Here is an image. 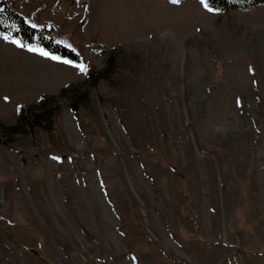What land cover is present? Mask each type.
Instances as JSON below:
<instances>
[{
  "label": "rangeland",
  "instance_id": "obj_1",
  "mask_svg": "<svg viewBox=\"0 0 264 264\" xmlns=\"http://www.w3.org/2000/svg\"><path fill=\"white\" fill-rule=\"evenodd\" d=\"M6 1L82 62L0 35V264H264V6Z\"/></svg>",
  "mask_w": 264,
  "mask_h": 264
},
{
  "label": "trees",
  "instance_id": "obj_2",
  "mask_svg": "<svg viewBox=\"0 0 264 264\" xmlns=\"http://www.w3.org/2000/svg\"><path fill=\"white\" fill-rule=\"evenodd\" d=\"M206 3L210 8L221 11L246 10L259 5L264 6V0H206ZM51 32L52 28L31 25L6 0H0V35L6 36L8 39H16L23 46L38 47L59 59L80 64L82 62L80 54L74 48L54 41ZM113 61L114 57L111 56L109 63L112 64ZM112 73L110 68L90 70L87 73L86 82L97 85L102 80L110 79L113 76ZM71 88L70 85L61 88L58 96L65 95ZM56 97V95H52L51 99H56ZM87 97H89L87 90L74 94L71 101L72 109L79 112ZM49 99L44 95L38 103L19 107L17 119L10 125L0 122V143L12 146L13 135L28 131L34 134L39 129L53 132V117L58 107H50Z\"/></svg>",
  "mask_w": 264,
  "mask_h": 264
}]
</instances>
